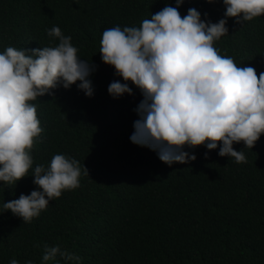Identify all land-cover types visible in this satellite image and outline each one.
<instances>
[{
    "label": "trees",
    "instance_id": "trees-1",
    "mask_svg": "<svg viewBox=\"0 0 264 264\" xmlns=\"http://www.w3.org/2000/svg\"><path fill=\"white\" fill-rule=\"evenodd\" d=\"M166 4L178 7L182 16L195 7L213 22L225 12L223 0H183L179 6L175 0H0V51L9 45H54L58 40L47 29L58 25L78 55L97 66L90 75L92 96L78 89L77 81L33 101L42 127L31 150L33 166L65 153L89 175L30 222L10 209L0 212V264L11 259L41 264L45 244L77 254L80 264H264V133L252 148L233 143L245 153V162L219 155L218 143L215 149L185 145L196 158L169 165L156 150L130 140L139 118L134 109L143 99L139 88L128 81L133 92L119 97L107 90L111 81H124L101 59L103 30L139 26ZM226 22L229 31L215 47L254 66L259 76L264 14ZM36 188L33 175H26L0 187V204Z\"/></svg>",
    "mask_w": 264,
    "mask_h": 264
},
{
    "label": "clouds",
    "instance_id": "clouds-1",
    "mask_svg": "<svg viewBox=\"0 0 264 264\" xmlns=\"http://www.w3.org/2000/svg\"><path fill=\"white\" fill-rule=\"evenodd\" d=\"M183 0H175L177 6ZM224 16L218 21L201 18L189 7L183 16L178 7L166 4L139 26L116 25L103 30L99 44L102 61L113 65L115 75L107 90L113 97L131 94V81L143 99L134 109L130 140L157 151L171 165L196 158L185 150L204 144L218 154L245 162L243 150L234 142L252 148L264 133V71L221 55L214 42L227 34V17L238 22L264 14V0H223ZM206 15V14H205ZM58 42L32 49L6 46L0 51V187L15 185L33 175L38 188L3 201L0 212L11 210L30 222L62 191L75 189L88 169L65 153H56L45 164L33 166L31 150L42 132L33 101L59 86L76 83L85 95L94 94L90 79L96 65L78 55L70 35L58 25L47 29ZM208 153H205L207 156ZM31 170V171H30ZM80 264L81 258L59 244L44 245L41 264L57 260ZM9 264H19L11 259ZM25 264H33L26 260Z\"/></svg>",
    "mask_w": 264,
    "mask_h": 264
}]
</instances>
